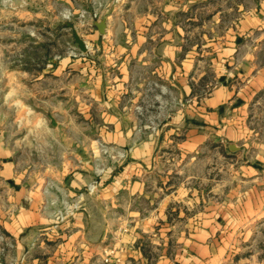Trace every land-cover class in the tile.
<instances>
[{
  "label": "crops",
  "instance_id": "1",
  "mask_svg": "<svg viewBox=\"0 0 264 264\" xmlns=\"http://www.w3.org/2000/svg\"><path fill=\"white\" fill-rule=\"evenodd\" d=\"M23 1L76 21L47 26L72 32L64 54L36 44L39 68L5 75L0 264H264L239 248L264 225V0Z\"/></svg>",
  "mask_w": 264,
  "mask_h": 264
},
{
  "label": "rangeland",
  "instance_id": "2",
  "mask_svg": "<svg viewBox=\"0 0 264 264\" xmlns=\"http://www.w3.org/2000/svg\"><path fill=\"white\" fill-rule=\"evenodd\" d=\"M23 5H25L23 0H0V92L4 88L7 73L25 71V56L32 58L28 64H32L33 69L39 68L41 64L39 61L43 60L41 57L47 53V48L36 49L34 47L36 44L49 42L48 51L52 55H62L66 48L73 45L70 30L65 32L61 29L63 32H57L49 29L64 22L76 21L72 8L65 6L60 13L58 12L59 14L57 13L58 17H34L16 11ZM14 7H17L16 12L12 9ZM66 12H69L68 16ZM255 123L264 129V106L257 109ZM239 248L264 251V225L258 227L253 239L244 244L240 243ZM258 258L261 260L260 256Z\"/></svg>",
  "mask_w": 264,
  "mask_h": 264
},
{
  "label": "built area",
  "instance_id": "3",
  "mask_svg": "<svg viewBox=\"0 0 264 264\" xmlns=\"http://www.w3.org/2000/svg\"><path fill=\"white\" fill-rule=\"evenodd\" d=\"M115 1H121V0H115ZM67 16L69 15V12H66ZM66 15V14H65ZM100 18V14L98 11V5L93 8L90 12H87L86 10L82 9L79 11L78 16V22L81 25V27L86 31L85 33L90 31V28L93 26L94 21L98 20ZM69 54L72 56H76V53L73 49L69 50ZM98 189V182L96 180L89 183L84 191L78 192L73 197H68L65 199H61L60 203L61 206L56 209V223L53 225V227H57L59 224L63 223L70 217H74L82 208V198L86 194H92L96 192ZM112 250H110V253L106 254V257L104 258V262H108L109 258L111 256ZM117 261L118 259L115 258Z\"/></svg>",
  "mask_w": 264,
  "mask_h": 264
},
{
  "label": "water",
  "instance_id": "4",
  "mask_svg": "<svg viewBox=\"0 0 264 264\" xmlns=\"http://www.w3.org/2000/svg\"><path fill=\"white\" fill-rule=\"evenodd\" d=\"M96 26L99 30V32L101 34L104 33V26H105V21L104 20H99L96 22ZM74 39H75V43L77 44V47L80 51L84 52L86 51V44L84 42V40L80 37V35L78 34V32L74 31ZM50 120H51V123L53 125H56V122L54 120V118L52 116H49ZM229 149L231 151H234V150H238V147L235 145V144H231L229 146Z\"/></svg>",
  "mask_w": 264,
  "mask_h": 264
}]
</instances>
